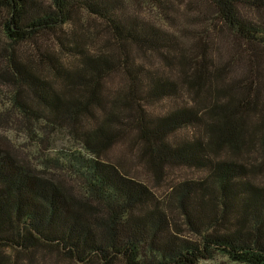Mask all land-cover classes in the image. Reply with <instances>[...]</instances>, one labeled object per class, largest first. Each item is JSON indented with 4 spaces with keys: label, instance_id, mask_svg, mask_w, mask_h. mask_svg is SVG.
I'll list each match as a JSON object with an SVG mask.
<instances>
[{
    "label": "trees",
    "instance_id": "16d2710c",
    "mask_svg": "<svg viewBox=\"0 0 264 264\" xmlns=\"http://www.w3.org/2000/svg\"><path fill=\"white\" fill-rule=\"evenodd\" d=\"M147 1L167 13L169 23L172 0ZM204 1L211 18L202 12L196 23H212L216 33L219 24L235 45L223 63L215 64L221 49L208 28L179 29L192 34L191 43L184 42L132 13L125 0H0L7 45L0 46V77L15 89L13 112L44 144L69 128L85 152L45 156L36 166L0 143V264H39L53 253L72 264H199L217 256L264 264V186L237 159L261 133L264 138V0ZM82 14L102 24L107 52L89 53L88 35L66 31ZM26 44L37 51L33 61L19 53ZM65 53L73 59L68 66L59 58ZM154 54L180 78L138 63V55L148 61ZM244 60L253 65L249 79L247 72L231 77ZM45 65L55 79L42 72ZM115 75L124 88L110 110L105 90ZM180 82L195 105L177 104L160 116L147 109L176 102ZM191 127L197 132L190 139L175 138ZM125 140L138 147L139 161L157 179L171 167L204 176L174 186L165 203L118 162L103 159ZM223 152L234 158H219ZM174 210L188 236L178 232Z\"/></svg>",
    "mask_w": 264,
    "mask_h": 264
},
{
    "label": "rangeland",
    "instance_id": "374dc122",
    "mask_svg": "<svg viewBox=\"0 0 264 264\" xmlns=\"http://www.w3.org/2000/svg\"><path fill=\"white\" fill-rule=\"evenodd\" d=\"M45 2H49V0H43ZM129 5V9L132 13L139 15L144 20L149 21L150 23L158 26L167 28L175 34H178L181 38H183L184 42H189L192 38V34L182 32L181 35L177 33L179 29H189L190 31L197 33L199 30L202 32V26L209 29L211 37L210 41L214 40L216 45L221 49L220 56L218 58L215 57V64L220 62H225L229 58L230 54L233 53L232 46V37L228 35L224 29L217 23L216 29L214 32L213 24L208 23L205 25H198L196 23L197 15L199 13H204L207 18H211V10L204 0H172L174 5V9L168 8V15L170 16L169 23L164 21L166 20L164 16H166V12L161 11L160 9L154 7V5L147 0H125ZM187 1H193L194 4L192 7L187 6ZM177 7V8H176ZM256 20L259 19L258 16H255V13L251 14ZM187 16L192 17V20H188ZM195 19V20H193ZM66 31L71 33H76L77 35H85L88 38L84 40V44H86V49L91 54H102L107 52L105 40L107 39V34L103 33L102 24L99 21L94 20L93 18L88 17L85 14L80 16L79 22L76 24H72L66 27ZM98 31V33H97ZM5 37L3 35V30L1 27V18H0V46H5ZM46 45H50L54 49V45L51 41L45 40ZM235 46V45H234ZM202 47V46H201ZM56 50L59 53L60 48L56 47ZM243 50V49H241ZM55 51V50H54ZM240 52V51H239ZM19 53H22L24 57H31L32 61L34 60V55H36V49L29 45H23L19 48ZM246 55V54H244ZM247 57L243 56L242 58ZM59 58L61 61L68 66L73 59L69 56V54L65 53V55L60 54ZM145 57L143 55H138V63L147 62V64L153 69L158 70L159 72L166 75H171L172 77H178L182 75L178 69L175 67H168L165 62L157 55H151L150 60H144ZM214 59V55H213ZM38 64V60L35 63ZM38 66V65H37ZM148 66V67H149ZM149 67V68H150ZM253 65L250 63V68L247 62L244 60L239 66H236L235 71L231 73V77H239L242 78L245 72V75L248 77L253 73L251 72ZM5 68V67H4ZM4 68L0 67V73ZM48 66H43L44 74L48 78L55 79L51 74L50 70H48ZM183 77V76H182ZM255 78V77H254ZM253 78V80H254ZM181 84V94L178 100L175 102H160V103H152L147 105V109L154 115L160 116L169 111L171 108H174L175 105L179 104H189L195 105L196 101L193 99V95L186 88V85ZM55 85H59V83H55ZM123 82L119 76L111 77L107 80L106 90L108 94V106L111 107L112 103H110L114 97L117 96L118 92L121 91L124 87ZM15 96V89L7 83L5 79L0 77V143L4 146L10 148L13 153L17 155L25 156L27 159L35 164L36 166L40 165V160L45 156H49L52 158L60 157V153L64 151H76L85 153L81 144L79 143L76 135L70 133L69 128L60 129V131L56 133H52L48 139V143L41 142V134L36 132V136L33 133V129H28V124L25 120L21 121L22 117L19 114L13 112L12 101ZM112 110V107L110 108ZM93 112L95 115L100 116L99 113L102 111L95 107L93 108ZM15 121L12 120V118ZM258 118L252 117L251 121L256 122ZM84 127L90 126L88 124V120L84 121ZM79 129H83L82 126H79ZM197 132L195 127L187 128L184 130H180L175 138L177 139H190V137L194 136ZM262 133L254 142V145L248 150L243 156L238 157L237 159L245 164L249 165L254 169V172L251 173V180L258 184L264 186V138H261ZM78 136V135H77ZM138 147H135L131 140H125L121 142L115 143L107 152H105L102 156L104 160H110L113 162H118L122 167V170L127 174L145 182L151 189L155 192V194L165 203H168L171 200V192L174 186L177 184L186 181V180H194L199 179L204 176V174L197 170H190L186 168L179 167H171L165 170V175L161 179H157L155 175L148 170L146 165L139 161ZM219 158H234L232 155L227 153H221L218 155ZM216 157V158H218ZM169 211V209H168ZM170 212V211H169ZM174 220L177 223L178 232L183 236H188V231L185 227V223L183 218L177 213V211H172ZM26 263V262H25ZM39 264H72L68 260L61 258L57 254H47V260L39 261ZM199 264H237L230 262L227 258L223 256H217L214 260L211 261H201Z\"/></svg>",
    "mask_w": 264,
    "mask_h": 264
}]
</instances>
